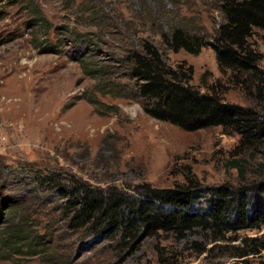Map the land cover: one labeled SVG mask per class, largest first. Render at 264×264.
<instances>
[{"label":"rangeland","instance_id":"rangeland-1","mask_svg":"<svg viewBox=\"0 0 264 264\" xmlns=\"http://www.w3.org/2000/svg\"><path fill=\"white\" fill-rule=\"evenodd\" d=\"M222 21L220 0H0V264H264V226H195L121 248L117 236L69 228L65 209L76 183L133 195L262 179L264 146L244 150L220 127L184 132L149 117L121 61L152 44L167 65L191 67L189 85L207 93L221 80L212 47L173 53L162 34L181 27L212 43ZM262 35L251 45L264 73ZM220 91L250 104L236 87Z\"/></svg>","mask_w":264,"mask_h":264},{"label":"trees","instance_id":"trees-1","mask_svg":"<svg viewBox=\"0 0 264 264\" xmlns=\"http://www.w3.org/2000/svg\"><path fill=\"white\" fill-rule=\"evenodd\" d=\"M220 13L223 21L212 43L181 27L162 34L163 46L173 53L183 50L195 55L207 45L212 47L221 80L207 93L189 85L191 67L167 65L152 44L143 43L139 51L129 52L121 61L133 82L130 93L149 117L184 132L220 127L225 135L239 136L240 148L257 150L264 146V73L251 39L262 32L264 44V0H220ZM224 84L243 91L249 106L224 101L220 97ZM47 177L44 184L55 181L50 176L38 178ZM137 193L76 183L69 189L65 208L69 210L68 226L90 238L117 236L121 248L131 247L139 235L177 234L195 226L225 231L264 226V176L236 190L206 191L189 184L168 190L140 187Z\"/></svg>","mask_w":264,"mask_h":264}]
</instances>
